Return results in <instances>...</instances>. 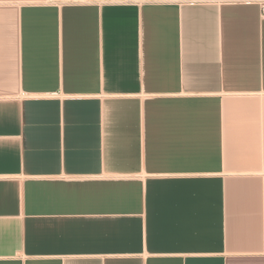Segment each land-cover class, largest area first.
<instances>
[{
	"label": "crops",
	"instance_id": "1",
	"mask_svg": "<svg viewBox=\"0 0 264 264\" xmlns=\"http://www.w3.org/2000/svg\"><path fill=\"white\" fill-rule=\"evenodd\" d=\"M0 264H264L255 2L0 0Z\"/></svg>",
	"mask_w": 264,
	"mask_h": 264
},
{
	"label": "built area",
	"instance_id": "2",
	"mask_svg": "<svg viewBox=\"0 0 264 264\" xmlns=\"http://www.w3.org/2000/svg\"><path fill=\"white\" fill-rule=\"evenodd\" d=\"M258 5L259 13L261 17H264V0H250Z\"/></svg>",
	"mask_w": 264,
	"mask_h": 264
}]
</instances>
